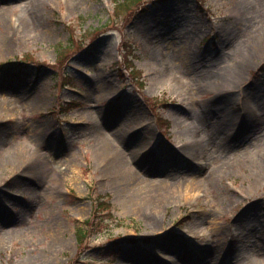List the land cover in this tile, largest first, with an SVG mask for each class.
<instances>
[{"label": "rangeland", "instance_id": "rangeland-1", "mask_svg": "<svg viewBox=\"0 0 264 264\" xmlns=\"http://www.w3.org/2000/svg\"><path fill=\"white\" fill-rule=\"evenodd\" d=\"M115 4L0 0V264H264V0Z\"/></svg>", "mask_w": 264, "mask_h": 264}, {"label": "bare ground", "instance_id": "bare-ground-1", "mask_svg": "<svg viewBox=\"0 0 264 264\" xmlns=\"http://www.w3.org/2000/svg\"><path fill=\"white\" fill-rule=\"evenodd\" d=\"M4 13L7 14L6 12H4ZM2 14H3V11L0 12V15H2ZM134 19H135V17L132 16L130 18V21L132 22ZM240 75H241V73H240ZM225 83H227V82H225ZM40 102H41V98L36 97L35 103L39 104ZM32 105H34V104H32ZM10 107H12V104H8L7 100H3V101L0 100V109L8 110ZM15 109L18 110L19 108L15 107ZM250 109L252 110L253 113H255L256 109H254L253 107H250ZM240 110H243V113H245V115L247 114V110L245 109V107L243 106L242 103L240 105ZM256 112H257V115H259L260 117L263 116L262 113H260L258 111H256ZM247 116H249V115H247ZM247 116H244V115L239 116V114H238L237 116H235V118H232L231 120L225 122V126H223V124H222L217 129L218 132H219V130H221V128L224 129L221 133H219V136L223 137L224 139L229 138L235 134V132L237 130V128H236L237 126H239V127L240 126L250 127L251 124H249V122H246V120H245ZM239 118H240V120L238 122ZM243 129H245V128H243ZM147 142H148V140H147ZM138 145H140V149L143 148L144 147V140L141 141ZM99 146H100L99 152H100V155L103 156V162L105 163L106 167L108 166V162H111L112 164H114V163H119V165L122 164L121 150L118 149L119 147H117L115 145V143L113 142L112 139L111 140L106 139V141H102L101 145L99 144ZM139 155H140L139 151L133 152V153H131V158L134 159V156L137 157ZM57 162L58 163L62 162V159L61 158L57 159ZM7 163L8 164H17L16 159L12 160L10 158H9V160H7ZM135 177H136V175H135ZM141 180L148 185V190L146 191V193L144 192V189L143 190L141 189L139 191L138 189H133V187H131V186L129 187V189H131L130 193L132 191H133V194L135 192H137L134 196V199H136V200L133 201V204H134L133 206L135 208H138V207L143 206L145 204L143 202V198H141L142 196L143 197L145 196V198L152 200L154 197H156V196L159 197V195H162V194H160V191L163 190V188L162 189H159V187L157 188V185L154 184V182H156V180L155 181L149 180V179H146L144 177H142ZM133 181H137V179H133ZM186 188L188 189V191L185 193V196H187L188 198L194 197V193L193 192L191 193V186H190L189 182H187ZM209 251H210V249L208 247L205 248V254L202 257L203 262H205L207 264H215V262L213 261L214 258L211 257ZM158 258H160V257H157V259H156L153 256V260H152L154 262L153 264L164 263L162 260H160V259L158 260ZM166 260H167V263L172 264V262H173L172 259H166ZM178 260H180V259H178ZM200 262H202V261H196V262L192 261V262H190V264H200Z\"/></svg>", "mask_w": 264, "mask_h": 264}, {"label": "trees", "instance_id": "trees-1", "mask_svg": "<svg viewBox=\"0 0 264 264\" xmlns=\"http://www.w3.org/2000/svg\"><path fill=\"white\" fill-rule=\"evenodd\" d=\"M147 0H117V4H115V9H114V15L115 18L118 16H122L121 20L123 23H126L127 21H130V18L132 16H136L138 12L144 11L145 7H141V5L145 4ZM116 3V0H115ZM114 18V19H115ZM125 22H124V20ZM116 21V20H115ZM73 44V40H71ZM92 225L91 220L87 221V228ZM86 230L84 228H80L77 231V237L78 241L83 244L84 241V236H85Z\"/></svg>", "mask_w": 264, "mask_h": 264}]
</instances>
